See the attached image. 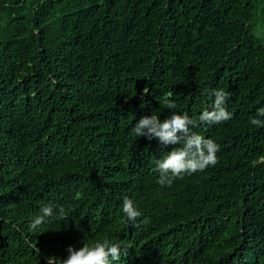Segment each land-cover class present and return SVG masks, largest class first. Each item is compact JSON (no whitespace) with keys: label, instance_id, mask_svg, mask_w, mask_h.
Masks as SVG:
<instances>
[{"label":"trees","instance_id":"16d2710c","mask_svg":"<svg viewBox=\"0 0 264 264\" xmlns=\"http://www.w3.org/2000/svg\"><path fill=\"white\" fill-rule=\"evenodd\" d=\"M215 89L230 94L232 119L201 124ZM261 107L264 0H0V251L23 250L52 204L43 225L71 244L264 264V127L249 123ZM171 112L220 150L215 166L161 187L156 162L180 145L132 129ZM123 194L145 224L138 236Z\"/></svg>","mask_w":264,"mask_h":264},{"label":"clouds","instance_id":"9594fccd","mask_svg":"<svg viewBox=\"0 0 264 264\" xmlns=\"http://www.w3.org/2000/svg\"><path fill=\"white\" fill-rule=\"evenodd\" d=\"M257 37L260 33L257 32ZM146 86L143 94L147 95ZM214 96L212 110H204L198 117L201 124L216 125L232 119L231 113L225 108L230 94L223 89L211 91ZM168 109H175L174 101L165 100ZM256 117H264V107L257 109ZM249 123L256 127H264V119L252 118ZM194 121L187 113L171 112L163 120L156 115L142 116L134 125L132 131L141 138L149 141L157 140L163 146H176L156 162L159 172L157 183L170 187L176 179H182L185 174L191 175L204 171L209 166L218 163L216 153L219 145L211 138L197 134L191 130ZM264 163V156L259 158ZM124 196V194H123ZM128 197L123 198L121 217L130 226L128 233L137 235L143 230L145 224L140 218V211ZM58 213L64 215V208L59 207ZM56 214L55 206L48 204L40 209L29 224L32 233L27 244L20 252L0 251V264H166V261L175 256L166 245V252L161 249L143 248L132 254L129 246L120 240L110 241L104 239L91 243L71 244L67 237L62 236L52 226L43 223L47 218ZM115 232L113 226L109 229Z\"/></svg>","mask_w":264,"mask_h":264},{"label":"bare ground","instance_id":"6f19581e","mask_svg":"<svg viewBox=\"0 0 264 264\" xmlns=\"http://www.w3.org/2000/svg\"><path fill=\"white\" fill-rule=\"evenodd\" d=\"M22 227V226H21Z\"/></svg>","mask_w":264,"mask_h":264}]
</instances>
